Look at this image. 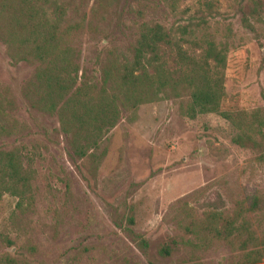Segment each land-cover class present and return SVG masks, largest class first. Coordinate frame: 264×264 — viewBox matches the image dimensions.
I'll use <instances>...</instances> for the list:
<instances>
[{"label": "rangeland", "instance_id": "374dc122", "mask_svg": "<svg viewBox=\"0 0 264 264\" xmlns=\"http://www.w3.org/2000/svg\"><path fill=\"white\" fill-rule=\"evenodd\" d=\"M207 1L37 4L51 21L52 10L65 11L61 27L74 29L65 40L79 51L86 77L100 81L111 62L130 58L143 25H193L202 10L206 14ZM250 2L214 0L213 13L195 30L196 38L210 35L228 46L221 112L264 110V0L262 23L251 20L254 31L242 24ZM25 57L29 61L13 62L0 41V94L12 102L7 115L14 126L10 136L0 137V150H16L33 176L30 209L18 210L10 195L0 200V264H264L246 261L239 240L202 242L178 228L187 221L183 203L191 208L189 219L201 222L210 211H248L257 198L259 206L244 215L264 239V151L235 143L239 131L233 124L220 113L188 119L182 113L188 93L165 90L134 110L121 109L116 125L80 159L58 117L29 108L23 99L37 66L34 55ZM128 219L130 229L148 240L145 252L116 225Z\"/></svg>", "mask_w": 264, "mask_h": 264}, {"label": "trees", "instance_id": "16d2710c", "mask_svg": "<svg viewBox=\"0 0 264 264\" xmlns=\"http://www.w3.org/2000/svg\"><path fill=\"white\" fill-rule=\"evenodd\" d=\"M37 1L2 0L0 41L15 63L29 61L27 54L35 56L37 66L22 90V97L29 108L58 117L60 131L68 137L76 157L83 159L90 154L116 125L121 109L134 110L157 99L165 90L177 95L181 91L188 93L189 100L182 112L188 119L220 113L238 129L235 143L264 151V110L256 109L250 114L220 111L228 46L217 43L210 35L196 38L195 32L206 22V14L213 13L214 0L204 2L206 14L202 10L193 25L170 30L160 24L143 25L138 38L130 44V58L111 62L107 70L102 69L100 81L86 77L78 63L79 51L65 40L74 30L70 26L61 27L65 11L52 10L51 21L48 10H43ZM250 1L242 14V24L254 31L251 20L262 23L263 2ZM11 104L0 94V137L10 136V127H14L7 115V105ZM30 172L16 150H0V200L10 195L17 198L18 210L30 209L33 200ZM257 205L259 200L255 198L248 211L255 210ZM245 212L240 207L231 214L210 211L201 222H196L190 220L191 208L183 203L182 213L187 221L183 225L179 222L178 228L184 235L202 242L209 239L231 244L239 240L246 261L256 263L264 259V239L251 230ZM127 222L123 225L120 220L116 225L145 252L148 240L130 229L132 219ZM164 253L168 254L169 249H164Z\"/></svg>", "mask_w": 264, "mask_h": 264}]
</instances>
